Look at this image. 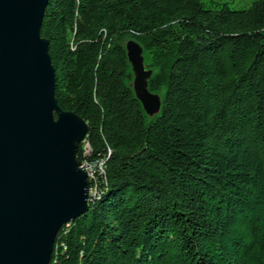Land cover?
<instances>
[{
	"label": "trees",
	"instance_id": "obj_1",
	"mask_svg": "<svg viewBox=\"0 0 264 264\" xmlns=\"http://www.w3.org/2000/svg\"><path fill=\"white\" fill-rule=\"evenodd\" d=\"M40 36L59 108L88 128L76 159L103 162L48 264H264V0H48Z\"/></svg>",
	"mask_w": 264,
	"mask_h": 264
},
{
	"label": "water",
	"instance_id": "obj_2",
	"mask_svg": "<svg viewBox=\"0 0 264 264\" xmlns=\"http://www.w3.org/2000/svg\"><path fill=\"white\" fill-rule=\"evenodd\" d=\"M48 0H0V264H48L65 224L88 211L89 184L75 155L86 123L62 111L40 29ZM132 89L149 117L160 98L142 48L125 45Z\"/></svg>",
	"mask_w": 264,
	"mask_h": 264
},
{
	"label": "rangeland",
	"instance_id": "obj_3",
	"mask_svg": "<svg viewBox=\"0 0 264 264\" xmlns=\"http://www.w3.org/2000/svg\"><path fill=\"white\" fill-rule=\"evenodd\" d=\"M202 1L206 4V6H214L216 3H224L229 8H231L233 10H241V9H246L254 0H202ZM142 57H143V55H142ZM143 61H144V59H143ZM146 70H151V69H146ZM80 144L84 148L85 145H84L83 141ZM82 153H84V152H82ZM75 159H76V155H75ZM76 162L79 165V167H81L85 171V173L87 174V170L83 166L84 163L86 162V160L78 161L76 159ZM86 163H89V162H86Z\"/></svg>",
	"mask_w": 264,
	"mask_h": 264
},
{
	"label": "built area",
	"instance_id": "obj_4",
	"mask_svg": "<svg viewBox=\"0 0 264 264\" xmlns=\"http://www.w3.org/2000/svg\"><path fill=\"white\" fill-rule=\"evenodd\" d=\"M84 168L87 170L88 181L94 179L95 171L102 173L103 172V162L102 161H93L92 163H84ZM95 191L89 189V196H94Z\"/></svg>",
	"mask_w": 264,
	"mask_h": 264
},
{
	"label": "bare ground",
	"instance_id": "obj_5",
	"mask_svg": "<svg viewBox=\"0 0 264 264\" xmlns=\"http://www.w3.org/2000/svg\"><path fill=\"white\" fill-rule=\"evenodd\" d=\"M93 197V196H92Z\"/></svg>",
	"mask_w": 264,
	"mask_h": 264
}]
</instances>
